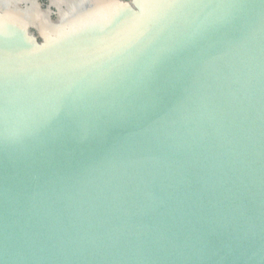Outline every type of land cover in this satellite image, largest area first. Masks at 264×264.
<instances>
[{
  "label": "water",
  "instance_id": "water-1",
  "mask_svg": "<svg viewBox=\"0 0 264 264\" xmlns=\"http://www.w3.org/2000/svg\"><path fill=\"white\" fill-rule=\"evenodd\" d=\"M0 264H264V0H0Z\"/></svg>",
  "mask_w": 264,
  "mask_h": 264
}]
</instances>
